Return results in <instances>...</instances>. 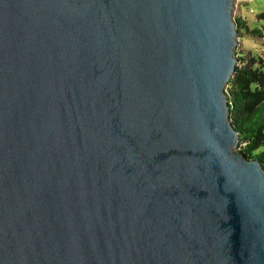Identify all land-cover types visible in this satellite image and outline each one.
Listing matches in <instances>:
<instances>
[{
    "label": "water",
    "instance_id": "water-1",
    "mask_svg": "<svg viewBox=\"0 0 264 264\" xmlns=\"http://www.w3.org/2000/svg\"><path fill=\"white\" fill-rule=\"evenodd\" d=\"M233 3L0 0V264H264Z\"/></svg>",
    "mask_w": 264,
    "mask_h": 264
},
{
    "label": "trees",
    "instance_id": "trees-1",
    "mask_svg": "<svg viewBox=\"0 0 264 264\" xmlns=\"http://www.w3.org/2000/svg\"><path fill=\"white\" fill-rule=\"evenodd\" d=\"M260 21L264 22V13ZM241 26L242 22L236 23L237 33ZM251 33L264 38V25ZM235 59V71L226 89L229 119L238 134V150L264 168V61Z\"/></svg>",
    "mask_w": 264,
    "mask_h": 264
},
{
    "label": "rangeland",
    "instance_id": "rangeland-1",
    "mask_svg": "<svg viewBox=\"0 0 264 264\" xmlns=\"http://www.w3.org/2000/svg\"><path fill=\"white\" fill-rule=\"evenodd\" d=\"M264 13V0H234L232 20L242 22L237 33L234 56L250 61H264V38L256 37L251 31L264 25L261 15ZM242 63V62H241ZM244 63V62H243Z\"/></svg>",
    "mask_w": 264,
    "mask_h": 264
}]
</instances>
